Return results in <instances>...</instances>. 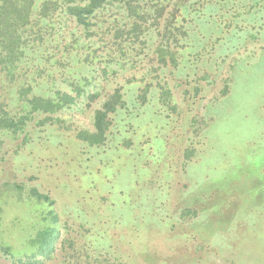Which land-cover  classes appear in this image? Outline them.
Wrapping results in <instances>:
<instances>
[{"label": "rangeland", "instance_id": "1", "mask_svg": "<svg viewBox=\"0 0 264 264\" xmlns=\"http://www.w3.org/2000/svg\"><path fill=\"white\" fill-rule=\"evenodd\" d=\"M188 3L193 7L188 15L192 28L187 33H198L200 43L199 55L189 56L183 70L172 66L151 70L146 66L153 57L155 44L162 40L156 30L150 47L145 48V55L134 67L109 72L107 77L94 76L88 88L98 94L96 98L80 97L76 104L56 113L60 121L42 125L43 130L33 133L34 140L23 148L17 147L20 139L4 136L3 149L8 155L5 160L0 157V182L13 180L26 187L37 186L54 199L61 218L53 257L43 264L72 261L63 239L78 237L79 243L88 241L79 232V224L87 222L86 219L68 207L71 197L66 186L60 190L59 183L72 184L73 180L86 195L79 196L77 207L96 215L87 217L95 226H106L107 231L114 233L118 237L117 246L123 244L122 249L127 250V240H131L140 264L146 262V257L154 258L152 264H264V2L189 0ZM144 77L152 83L168 81L178 107L175 112L162 110L169 125L165 135L153 137L160 146L154 142L146 146L145 155L141 152L146 161H153L152 169L149 167L150 171L141 178L137 174L138 180L125 188L120 172L126 167L122 141L130 138L131 148L136 149V143L141 147L147 136L154 135V130L149 127L137 134L127 132L120 136L124 126L120 128L121 114H117L100 152L88 150L72 139L77 129L92 128L94 109L100 105L102 96L118 84L124 86L128 108L124 114L133 110L132 103L137 105L135 95ZM148 91L150 96L151 90ZM146 109L145 106L139 112L143 114ZM125 126L131 129L128 123ZM54 128L58 134L53 133ZM188 147L193 152L184 169L183 151ZM74 148L80 155H93L95 164L80 166L75 154L68 176L56 157L61 151L73 152ZM160 151L161 157L155 158ZM108 152L111 163H107ZM107 164L112 172L105 170ZM168 165L176 169L168 170ZM79 170L90 172V178H82ZM100 181L106 192L99 187ZM142 188L154 195L153 199L148 198L153 203L146 212L156 219L144 234L145 228L141 233L138 228L132 233L121 226L123 217L119 212H112L116 226L114 222L108 223L110 217L104 221L100 212L109 203L136 201V206L131 207L136 209L134 217L137 211L141 212L145 198ZM154 188L166 192L165 196H157ZM44 208L45 205L26 201L9 205L6 214L16 222L15 232L23 238L33 230L35 213ZM185 209L190 212H183ZM19 217L21 223L16 220ZM159 219L168 220L167 228L158 223ZM22 251L23 247H12L11 254L0 250V264H20L16 258Z\"/></svg>", "mask_w": 264, "mask_h": 264}, {"label": "trees", "instance_id": "2", "mask_svg": "<svg viewBox=\"0 0 264 264\" xmlns=\"http://www.w3.org/2000/svg\"><path fill=\"white\" fill-rule=\"evenodd\" d=\"M188 2L189 0H0V157L5 160L8 155V151L4 152L3 149L5 135L20 139L17 147L23 148L24 144L34 140L33 133L43 130L42 125L60 121L61 118L56 113L76 104L80 97L87 96L89 100L96 98L98 94L88 88L94 76L107 77L109 72L134 67L141 61L142 54L145 55V48L150 47L149 42L156 30L162 40L155 44L154 58L151 57L146 66L151 67V70L167 66L183 70L188 64L189 56L199 55L200 43L198 33H187L189 27L192 28L188 15L189 8L193 7ZM154 62L156 66H153ZM133 76L135 77L134 74ZM142 83L136 95L134 94L137 105L132 103L133 110L124 114L123 111L128 110L124 99L125 91L124 86L118 84L102 96L100 105L94 109L92 128L77 129L72 139L88 150L100 152L99 149L106 145L109 138L108 131L113 116L117 114H121L120 128L124 126V132L120 136L127 132L137 134L149 127L154 130V135L147 136L141 147L136 143V149L131 148L130 138L123 139L126 167L125 171L120 172L124 177L125 188L138 180L137 174L141 178L150 171L149 167L152 169L153 161H146L141 152L145 155L143 151L146 146H152L154 142L155 146H160L153 137L165 135L169 125L162 110L175 112L178 107L172 99L168 81L152 83L144 77ZM148 90H151L150 96ZM145 106V112L140 113L139 110ZM126 123L131 127L130 130L125 129ZM53 133L58 134L56 128ZM31 147L38 148L37 145ZM163 151L165 152L164 149ZM192 152L189 147L183 151L184 169ZM80 154L74 148L73 152L65 150L57 155L59 166L66 175L69 176V170H73L74 157L80 166L89 167L88 162L95 164L93 155ZM162 154L160 151V155H155V158ZM110 155L111 152L106 155L107 163L113 162ZM100 161L103 162L101 159ZM167 169L176 168L168 165ZM105 170L112 172V167L107 164ZM78 172L82 178L89 179L91 176L87 171ZM59 184L60 190L64 185L70 193L68 207L76 209L79 217L87 221L79 224V232L88 241L79 243L78 237H68L62 241L69 250L68 257L72 259L68 264H140L131 240H127V250L122 249L123 244L117 246L118 237L114 233L107 231L106 226H95L94 221L91 222L87 217L96 215L77 207L79 196L86 195L77 189L74 180L72 184L70 181ZM104 186L103 181H100L99 187L104 189ZM154 190L161 198L166 194L162 190ZM149 191L144 190L143 193L145 210L137 211L135 217L133 212L136 209L131 207L136 206V201L116 202L109 203L100 212L104 214V221L107 222L110 217L111 221L108 223L114 222L113 225L116 226L117 219H112V212H119L123 217L120 220L121 226L129 228L132 233H136L137 228L141 233V229L145 228L142 232L144 234L156 221L155 215L146 212L147 207L153 203L148 198L154 197ZM107 193L110 194L109 191ZM59 194L62 196L61 191ZM112 194L116 195V192L112 191ZM63 195L66 199L67 195ZM26 201L45 205V208L35 213L33 230L21 238L15 232L18 228L16 222L8 218L6 212L9 205H19ZM183 212L189 213L190 210L185 209ZM16 220L21 223V217ZM60 221L54 199L48 193L41 192L37 186L26 187L19 181L0 182V250L4 254H11L12 247H23L16 258L18 263L43 264L53 257L60 234ZM158 223L166 228L168 226V220L159 219ZM28 248L30 251L27 252ZM139 250L144 253L143 249ZM153 260L154 258L146 257V262L142 264H152Z\"/></svg>", "mask_w": 264, "mask_h": 264}]
</instances>
